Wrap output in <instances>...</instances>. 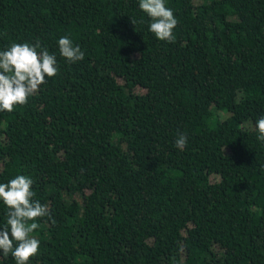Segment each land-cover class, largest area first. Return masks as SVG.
<instances>
[{"label":"trees","instance_id":"obj_1","mask_svg":"<svg viewBox=\"0 0 264 264\" xmlns=\"http://www.w3.org/2000/svg\"><path fill=\"white\" fill-rule=\"evenodd\" d=\"M166 6L172 42L138 0H0V51L39 42L58 67L0 111V183L30 177L50 213L28 264H264V0Z\"/></svg>","mask_w":264,"mask_h":264},{"label":"clouds","instance_id":"obj_2","mask_svg":"<svg viewBox=\"0 0 264 264\" xmlns=\"http://www.w3.org/2000/svg\"><path fill=\"white\" fill-rule=\"evenodd\" d=\"M139 9L150 19L149 31L160 41L172 42L173 30L178 24L166 0H138ZM40 44L13 43L7 50L0 51V111L12 112L15 106H22L35 94L46 78L58 73L57 60ZM60 55L70 63L84 59L85 53L73 44L68 36L58 39ZM259 133L257 139L264 142V117L256 122ZM183 134L176 138L175 146H187ZM34 181L26 175H17L7 183H0V202L8 209L6 226L0 229V251L11 254L16 264H28L37 255L40 241L32 233L40 227L39 218L50 215L47 205L34 200L32 185Z\"/></svg>","mask_w":264,"mask_h":264},{"label":"rangeland","instance_id":"obj_3","mask_svg":"<svg viewBox=\"0 0 264 264\" xmlns=\"http://www.w3.org/2000/svg\"><path fill=\"white\" fill-rule=\"evenodd\" d=\"M193 1H197V0H193Z\"/></svg>","mask_w":264,"mask_h":264}]
</instances>
